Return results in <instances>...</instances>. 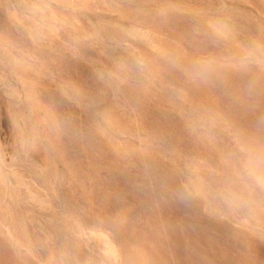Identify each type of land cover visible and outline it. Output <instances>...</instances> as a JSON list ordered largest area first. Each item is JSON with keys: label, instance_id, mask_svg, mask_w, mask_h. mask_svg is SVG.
<instances>
[{"label": "rangeland", "instance_id": "obj_1", "mask_svg": "<svg viewBox=\"0 0 264 264\" xmlns=\"http://www.w3.org/2000/svg\"><path fill=\"white\" fill-rule=\"evenodd\" d=\"M256 70L264 0H0V264H264Z\"/></svg>", "mask_w": 264, "mask_h": 264}, {"label": "bare ground", "instance_id": "obj_2", "mask_svg": "<svg viewBox=\"0 0 264 264\" xmlns=\"http://www.w3.org/2000/svg\"><path fill=\"white\" fill-rule=\"evenodd\" d=\"M221 72V71H220ZM256 73H253V74H249V75H247L248 76V78H250V79H253V80H255V82H261L262 80V77H264V75H261L263 72H261V71H258V70H256L255 71ZM224 73V72H223ZM226 73V72H225ZM228 74V73H227ZM234 75V74H233ZM243 76L242 74H240V73H235V79H233L232 78V80H231V84H233V85H235L236 86V84L237 83H239V79H238V76ZM237 76V77H236ZM264 79V78H263ZM188 80V79H187ZM187 80H185V81H187ZM242 80L244 81L245 80V76H243L242 77ZM241 80V81H242ZM247 80V79H246ZM249 80V79H248ZM259 80H261V81H259ZM264 81V80H263ZM216 82V80H214L213 78H210V80H208L206 77L205 78H203V79H201V80H199V81H197V82H195L194 84L196 85V86H198L199 85V87L201 88V92H200V96H201V98L202 99H206L207 101L206 102H204V103H207V105H209V106H211V107H215V108H217V109H220L221 111H222V108H221V105H219L217 102H212V100H210L211 99V97H212V93L213 92H211L210 90H209V87H208V84L210 85V86H212L213 87V85H214V83ZM251 84V83H250ZM249 84V85H250ZM258 84V83H257ZM247 85V84H246ZM245 85V86H246ZM244 86V85H243ZM244 86V87H245ZM254 87H252V88H255V85H253ZM259 86V85H258ZM257 88V87H256ZM196 89V88H195ZM214 90H216V89H214ZM228 90V89H227ZM232 90V89H231ZM186 91V90H185ZM253 91H255V90H253ZM189 92V91H188ZM233 92V91H232ZM242 92H243V90H242ZM215 93V92H214ZM213 93V94H214ZM216 94V93H215ZM241 94V93H240ZM236 95H237V93H236ZM243 95V94H242ZM258 95V94H257ZM253 96V95H252ZM256 96V95H255ZM258 96H260V95H258ZM227 98V97H226ZM226 98H225V100H226ZM199 100V99H198ZM229 100V99H228ZM223 103V102H222ZM232 104H234V106L235 107H237L238 108V106L239 105H242L243 103H240V102H233ZM261 104L262 105H264V103L262 102V100H260L259 98H257L256 99V101H250L249 103H248V105L247 106H245L244 104L242 105V106H244V108L242 109V111L244 112V111H246V110H248V111H251V109H255L254 107H261ZM264 106H262V108H263ZM227 108V107H226ZM232 108V107H231ZM240 108V107H239ZM241 109V108H240ZM247 112V111H246ZM256 112V111H255ZM232 120H233V118H232ZM236 120V119H235ZM235 121L233 120V123H234ZM256 123V122H255ZM236 125H237V123H236ZM250 127V126H249ZM257 128H258V126H257ZM246 133V132H245ZM172 138V137H171ZM171 141V140H170ZM174 142V141H173ZM203 249V248H202ZM202 249H200V251L202 250ZM205 249H207V248H205ZM196 252H198V249L197 250H195ZM203 251V250H202ZM206 251V250H205ZM191 252V251H190ZM209 252H211L212 253V251L210 250ZM189 253V252H188ZM192 253H194V251L192 250ZM199 253V252H198ZM197 253V254H198ZM204 253V252H203ZM190 254V253H189ZM195 254V253H194ZM200 254H201V252H200ZM189 256V255H188ZM200 256V255H199ZM204 256V255H203ZM216 256V254L214 255V257ZM200 258H202L201 256H200ZM200 258H198V259H200ZM207 262V261H206Z\"/></svg>", "mask_w": 264, "mask_h": 264}]
</instances>
